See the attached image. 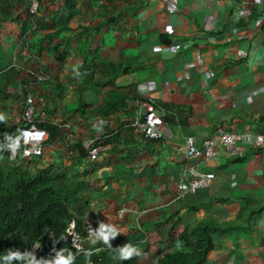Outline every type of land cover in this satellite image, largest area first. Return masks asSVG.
Masks as SVG:
<instances>
[{
	"label": "crops",
	"instance_id": "obj_1",
	"mask_svg": "<svg viewBox=\"0 0 264 264\" xmlns=\"http://www.w3.org/2000/svg\"><path fill=\"white\" fill-rule=\"evenodd\" d=\"M0 44V135L21 130L30 100L37 119L60 127L29 166L85 177L91 237L111 226V245L157 264L191 251L181 234L214 219L234 226L213 232L203 264H264V146L213 158L187 150L189 136L264 130V0H4ZM138 95L166 109L164 138L136 124ZM192 164L216 176L184 192Z\"/></svg>",
	"mask_w": 264,
	"mask_h": 264
},
{
	"label": "trees",
	"instance_id": "obj_2",
	"mask_svg": "<svg viewBox=\"0 0 264 264\" xmlns=\"http://www.w3.org/2000/svg\"><path fill=\"white\" fill-rule=\"evenodd\" d=\"M2 60L0 44V74L7 71ZM5 98L7 93L0 91V108ZM37 123L49 131L50 140L61 132L51 122ZM6 125L5 119L0 121V134ZM20 132L11 139L0 135V264H57L69 257L71 264H142L136 256L121 260V248L91 237L88 215L93 198L84 176L77 171L61 173L54 165L33 170L30 158H10ZM233 226L214 219L197 222L181 234L192 250L168 252L157 264H203L215 246L213 232Z\"/></svg>",
	"mask_w": 264,
	"mask_h": 264
},
{
	"label": "built area",
	"instance_id": "obj_3",
	"mask_svg": "<svg viewBox=\"0 0 264 264\" xmlns=\"http://www.w3.org/2000/svg\"><path fill=\"white\" fill-rule=\"evenodd\" d=\"M37 9V2H33L31 11L35 13ZM257 20L262 21V18L259 17ZM40 79L44 80L46 77L42 76ZM136 105V115L138 117L136 124L141 129L144 137L147 139L164 138L167 133L166 109L156 99L145 95L136 97ZM35 113V105L33 100H30L24 111V119L30 124L19 137V147L15 152L11 146L9 156L12 160L39 157L45 151L50 134L47 129L37 124L39 119H37ZM25 133H32L33 135L28 136L26 139ZM262 146H264V130L251 134L240 132L230 127L228 129L222 128L213 137L204 139L201 144L198 143L195 136L187 138V150L191 157L205 155L213 158L219 155L221 147L232 155H239L244 153L249 147ZM89 152L92 158H96L100 149L98 147L90 148ZM215 176V172H202L196 165L192 164L188 167V178L181 183V189L184 192H196L201 188L210 186ZM90 231L93 233L95 229L90 226ZM32 252L35 253V249Z\"/></svg>",
	"mask_w": 264,
	"mask_h": 264
},
{
	"label": "clouds",
	"instance_id": "obj_4",
	"mask_svg": "<svg viewBox=\"0 0 264 264\" xmlns=\"http://www.w3.org/2000/svg\"><path fill=\"white\" fill-rule=\"evenodd\" d=\"M4 119L3 116H0V121ZM23 123L26 122V124H23L21 128V134L23 133V130L30 124L27 120L23 118ZM38 122V121H37ZM38 124V123H37ZM20 131V130H19ZM48 131V130H47ZM49 132V131H48ZM33 135L32 133H25V138L27 139L28 136ZM42 135V134H41ZM18 137V139H19ZM50 138V137H49ZM17 141L12 145V150L15 152L16 149L19 147V141ZM49 141V140H48ZM90 226V225H89ZM93 234V233H92ZM117 235L116 229L113 227L109 226L106 229L102 228L101 231L99 232V235L97 239H102L105 244H108L109 242V237H115ZM110 247V245H109ZM139 255V251L136 247L132 246L131 244H125L122 249H120L119 256L121 260H128L133 257V255ZM72 257H69L68 259L61 258L57 261V264H71Z\"/></svg>",
	"mask_w": 264,
	"mask_h": 264
},
{
	"label": "rangeland",
	"instance_id": "obj_5",
	"mask_svg": "<svg viewBox=\"0 0 264 264\" xmlns=\"http://www.w3.org/2000/svg\"><path fill=\"white\" fill-rule=\"evenodd\" d=\"M94 238H96L97 239V237H94ZM33 253V252H32Z\"/></svg>",
	"mask_w": 264,
	"mask_h": 264
}]
</instances>
